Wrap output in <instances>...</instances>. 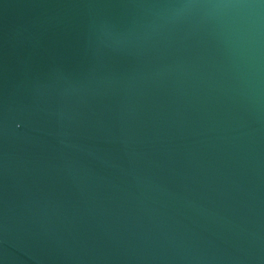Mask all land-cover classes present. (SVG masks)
<instances>
[{"label":"water","instance_id":"water-1","mask_svg":"<svg viewBox=\"0 0 264 264\" xmlns=\"http://www.w3.org/2000/svg\"><path fill=\"white\" fill-rule=\"evenodd\" d=\"M0 264H264V0H0Z\"/></svg>","mask_w":264,"mask_h":264}]
</instances>
